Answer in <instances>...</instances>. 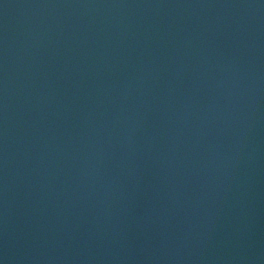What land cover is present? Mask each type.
Wrapping results in <instances>:
<instances>
[{"label": "water", "instance_id": "1", "mask_svg": "<svg viewBox=\"0 0 264 264\" xmlns=\"http://www.w3.org/2000/svg\"><path fill=\"white\" fill-rule=\"evenodd\" d=\"M0 264H264V0H0Z\"/></svg>", "mask_w": 264, "mask_h": 264}]
</instances>
